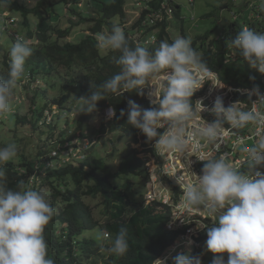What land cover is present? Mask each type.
<instances>
[{"label":"clouds","instance_id":"9594fccd","mask_svg":"<svg viewBox=\"0 0 264 264\" xmlns=\"http://www.w3.org/2000/svg\"><path fill=\"white\" fill-rule=\"evenodd\" d=\"M130 1L133 3V0H127L123 18L121 20H118L119 17L115 18L118 23L114 22L110 29L95 36L96 47L99 50L118 53L113 57V62L119 67V71L99 84H90L88 93L76 98L77 107L73 106L76 107L77 115L98 111V102L107 99L109 95L119 97L124 92L133 91L137 95H143L142 90L150 87L148 97L152 108L145 109L129 100L126 109H121L117 119L127 114V124L138 129L147 141L151 142L149 146L156 155L158 150L160 153L183 157V174L177 179V183L183 189L182 206L190 212L203 211L211 218L209 226L204 218L206 226L199 227L204 229L202 233L206 232L204 251L214 254L211 264H264V172L259 169L264 166V93L261 92L259 85L253 84L250 90L244 89L249 97H256L255 101L248 104L250 107L248 105L241 107L238 103L226 107L220 96L215 98L211 108L205 106L198 98L206 93L214 78L219 77L208 68L202 54L192 46L190 37L177 36L171 42L167 41L171 38L170 24L176 17L177 7L174 2L169 0L174 7L171 17L160 22L167 23V35L155 49L149 51L148 48L158 42L161 25L160 23L143 25L144 18L141 17L143 10L131 5ZM11 2L12 0H0V22L14 40L8 53L7 74L0 75V118L14 110L12 98L18 81L29 77L30 81L35 80V76L31 75L26 65L27 59L34 52L31 39L26 38L18 30H9V26L16 28L20 22L16 17L18 13L8 12ZM189 2L194 4V0ZM128 4L139 14L135 19L133 18L136 12L132 13L133 15L127 13ZM160 4L161 0H153L150 3L153 7ZM95 5L87 3L86 13L88 14L90 6ZM64 6L67 12L72 13L73 9L69 2ZM258 6L259 11L264 13V0H259V4L251 5V8L256 11ZM83 7L84 3L79 1L75 8L82 12ZM75 18L76 16H73L72 21ZM263 19L264 15L260 19H253V22ZM253 22H248V27H239L235 38L228 39L226 45L251 68L258 71L264 80V32L251 29L250 24ZM128 23L129 26L126 27ZM124 31H129L132 34L130 36H134L136 47L129 46ZM182 35H185L184 31ZM249 80L254 81L255 77L249 76ZM194 94L196 97L193 102L191 98ZM49 106L44 108L43 119L48 116L45 111L52 110ZM107 108L106 118L115 117V109ZM202 111L211 113L215 119L211 122L205 121L200 116ZM0 121L2 122V119ZM251 127L256 129L254 143L250 147L240 149L244 153V158L239 167L228 161L226 153L208 157L201 154L202 150L207 148L218 152L226 132ZM85 140L88 139L83 141ZM63 141L66 142L67 139ZM72 147L73 145H67V148ZM17 151L15 143L0 147V264H55V260L48 255L44 229L56 214V209L43 193L26 187L23 180H18L15 188L7 185L3 165L10 160L15 161L14 157H20V152ZM51 155H55V152L53 151ZM191 156L204 162L200 175L190 170ZM62 158L67 161L71 156L66 154ZM156 162L160 163L156 159L147 160L146 165L150 173ZM37 164L38 162L35 167ZM188 175H191V180H186ZM162 178L171 183L172 189L177 188L170 179ZM169 183L166 185L172 194ZM169 191L167 193L170 194ZM171 194V200L177 203L180 200L178 194L175 195L176 198ZM197 237L195 242L199 245L181 244V236L171 248L192 245L194 249H198L202 241L198 242ZM97 240L104 241L105 234L98 233ZM128 248V230L121 227L114 236L107 238V244L100 247V252L119 258L127 253ZM224 253H227V260ZM168 260L169 257L164 256L155 259L154 264H168ZM171 264H202L201 254L190 255L180 252L171 257Z\"/></svg>","mask_w":264,"mask_h":264},{"label":"trees","instance_id":"16d2710c","mask_svg":"<svg viewBox=\"0 0 264 264\" xmlns=\"http://www.w3.org/2000/svg\"><path fill=\"white\" fill-rule=\"evenodd\" d=\"M73 1L75 2V0H36L33 6H29L26 0H12L8 8L11 12L19 14L21 21L18 32L25 34L32 41L34 52L27 59L26 65L33 77L38 73H55V70L60 67H62V74L65 71L69 75H76L75 71L80 70L79 68L86 71L83 79L70 76V79L62 85L63 96L53 100L58 103L57 107L62 112L67 111L65 108L69 112L71 110L70 105L65 107L67 101L77 107L76 98L86 95L90 84H99L119 71V67L113 62V57L118 53L107 51L102 54L96 47L95 36L102 32L105 26L110 29L114 18L119 17L118 20H121L127 5V0H110L109 2L97 0L101 2L98 7L100 8L99 17L89 16L86 10L78 12L74 8L72 13L78 16V21L70 20L67 28L58 27L53 22L55 3L60 2L65 5ZM224 6L221 5L220 8ZM148 8L142 11L141 17L146 18ZM211 15L213 13L207 14V16ZM263 23L264 19L253 22L250 28L260 32L264 29ZM78 24L84 27H80L82 30L88 28L86 29L88 33L82 31V34L75 36L74 29ZM159 25L161 30L158 42L148 48L149 51L155 49L167 35V23ZM76 32H78L77 29ZM237 32L234 24H231L228 32L218 39L212 37L207 31L203 35L196 36L192 40V46L202 54L208 68L217 73L223 85L250 90L253 84H256L262 92L264 91L262 75L226 45V41L230 38L234 39ZM124 33L129 46L136 47L134 36L131 37L132 34L129 31ZM135 37L138 38V36ZM8 53L9 50L5 53L3 61L7 69ZM249 76L255 77V80L250 81ZM142 91L143 95H137L134 91L124 92L119 97L109 95L107 99L98 102V111L79 114L75 119L73 130L68 133V127L72 126H67L58 136L57 143H61L66 139L67 141L93 140L95 135H104L107 128L109 132L122 133L124 137L132 140V146L116 159L114 172L106 171L107 166L103 165V157L97 152L90 157L87 150L84 156L87 155L83 159L72 157L65 161L57 151L55 156L49 155L56 145L50 146L48 152L44 149L47 148L46 144L43 145L40 141L38 151L34 155L37 157V167L32 158L29 160L26 154L21 153L15 161L10 160L3 166L6 171L7 185L11 188L16 187L18 180H23L26 187L34 189L38 186L47 187L49 196L46 198L56 209V214L45 226L44 237L48 244V255L55 260V264H154V260L164 256L165 252L175 245L190 228V225L168 227L171 221V208L160 200L144 197L143 193L142 195L134 193L135 183L127 178L129 175H139L142 170L143 180L150 179V171L144 159L146 153H151L148 158L156 159L160 163L162 161L153 149L141 148V146L150 145L151 142L147 141L138 129L127 124V114L117 119L121 109H126L129 100L145 109L153 107L147 95L149 87ZM72 93H75L73 97ZM195 97L194 94L191 98L193 102ZM235 97L250 98L248 94L240 95L239 92ZM48 103L52 104L48 101L44 104L41 118L44 116V108L48 106ZM107 107H112L116 112V116L107 122V128L103 123L100 128L89 123L91 117L103 112ZM207 116L211 117V115ZM66 122L69 125V121ZM47 125L50 126L49 131H54L56 128L53 119ZM157 131L160 132L159 129ZM41 141H44V138ZM259 169L264 172V166ZM117 180H123V182L118 183ZM98 199L101 200L96 203ZM98 208L99 213L103 215L102 221L95 218ZM204 221L206 224L207 222L211 224L207 218ZM121 227H126L128 230L127 253L119 258L101 253L100 247L106 245L107 238L114 236ZM100 232L105 234L104 241L97 240ZM206 239V232H201L196 238L198 242ZM189 254L195 255L194 251ZM223 255L227 260V253ZM168 264H171V260H168Z\"/></svg>","mask_w":264,"mask_h":264},{"label":"rangeland","instance_id":"374dc122","mask_svg":"<svg viewBox=\"0 0 264 264\" xmlns=\"http://www.w3.org/2000/svg\"><path fill=\"white\" fill-rule=\"evenodd\" d=\"M26 1L29 6H33L36 3V0ZM79 1L84 3L85 7L82 8L83 12L86 10L87 3L96 4L94 7L90 6L87 12L89 16L95 15L93 16L95 18L100 16L99 11L97 10L100 4L97 2V0H75V2H70V7L74 9L77 2ZM103 1L109 2L110 0ZM172 1L174 2L177 9L176 17L172 20V23L169 27L171 38L167 39L168 42H171L177 36L190 37L193 40L194 37L205 34L207 31L212 37H220L221 35L224 36L228 32L231 24H236L235 30L237 31L238 28L242 27L244 22L249 18L250 13L253 12L251 5L259 4V0H194V4H191L189 0ZM129 3L133 5L132 1ZM221 5H225L224 8H220ZM54 8L55 12L53 14V22L56 21L54 24L60 28H66L75 14L67 12L68 10H65V6L60 2H56ZM8 12L11 13V11ZM127 13L129 15L134 13L133 19L139 16L137 10L133 6L128 7ZM209 13H213V15L207 16ZM16 17L20 19L19 14H16ZM181 17L183 20H181ZM31 21L33 22V20ZM73 21L77 22L78 16ZM112 22L118 23V20L114 18ZM16 26V28L15 26H9V30H20V22H18ZM128 26L129 23L126 27ZM80 27L84 28L82 25L78 24L76 28L78 32H76L75 29V36L82 34V31H86V29H88L85 28V30H82ZM181 27L183 28L185 35H182L183 31ZM122 28L125 29L124 26H122ZM107 29L109 28L104 27L103 31ZM260 32H264V29ZM70 38H68V40H70ZM12 44H14V40L7 34V30L4 28L3 23L0 22V75L2 76L6 75L8 71L3 62L4 55L11 48ZM101 52L102 54H105L107 51L101 50ZM61 68L62 67H60L58 70L56 69L55 73L51 74L38 73L35 75V80L30 81L29 77L28 79H21L18 81L12 98L14 110L5 117L0 118V120L2 119V122L0 121V147H3L8 143H15L18 149L17 152L26 154V158L29 160L32 158V161H34L35 164L37 162V157L34 155L36 154V151H38L39 141L40 143L42 142L43 145L46 144L45 147L47 148L44 149H46L48 152L50 151V146L54 147L56 145V148L52 149L49 155H51L53 151H57L58 153L60 152L59 155L61 156L68 154V156L70 155L71 158L73 157L75 159H83L87 155L85 154L84 156V153H86L88 150L87 153H90V157H92L93 153H99L101 157H103V165L107 166L106 171L114 172L116 170V159L120 155L124 154L132 146V140L124 137L122 133L108 131L107 122L112 120V118H106L105 111L107 112L108 108H106L103 112L96 113L89 120V123H92L96 128H100L101 124L103 123L105 128H107L104 135H95L93 140L88 139L89 142L88 140L82 141L74 139L68 141V143L67 141L63 143H57L58 136L60 135V132L63 128L65 129L66 126L71 125L72 127H68V133L73 130V126L76 123L75 119L78 117V115L75 111L76 107L73 106L74 104L70 103V101L66 102L65 107L70 105L71 112H69L67 108H65L67 111L62 112L56 107L58 106V103L53 100L57 97L63 96V94H61L62 85L65 81L70 79V76H75L76 79H83L86 75V71L83 70V68H79L80 70L75 71L76 75H69V73L65 71L64 74H62ZM149 91H151L150 87ZM74 95L75 93H72L71 96L73 97ZM47 101L52 103L49 106L52 108V110L50 112L46 110L45 113H47L48 116L43 119L41 118V112L43 110L44 104ZM52 119L54 120V124H56V128L54 131H49L50 126L47 124L51 123ZM67 120L69 121V125H67ZM43 138L44 141H41ZM68 144L70 146L73 145V147L67 148ZM136 147L138 148V145ZM141 148L147 149L150 148V146H141ZM141 148L139 147V149ZM150 156L151 153H146L144 159L147 161L149 160L148 157ZM13 159L15 160L17 158L14 157ZM151 171V180H143L141 175L144 172L142 170L140 171L139 175H129L127 178L135 183L133 191L134 193L138 195H142L143 193L145 194L144 197L162 200V196L164 197V195H167V189H163V187L167 188L166 183L169 182H166L165 180L161 182H155L154 178L159 177L160 171L154 165L152 166ZM117 182L121 183L123 180H117ZM169 186L174 193L175 191L172 189L171 183H169ZM36 189L43 193L46 197L49 196V193H47V187L38 186ZM176 197L177 196H175V198ZM100 200L101 199H98L96 203ZM99 210L100 209L98 208L95 218L102 221L103 215L99 213ZM207 218L210 219L208 220L211 223V218ZM192 224L194 225V228L191 230L197 231L199 230V227H201L197 220L192 219ZM204 242L205 240L202 241L198 249H194L192 245L181 246L178 249L171 248L165 252L164 256H168L169 260H171V257L180 252L189 254L194 251L195 255L201 254L202 264H211L214 254L204 251ZM205 255L209 256L206 257ZM98 262H100V260Z\"/></svg>","mask_w":264,"mask_h":264},{"label":"built area","instance_id":"2783aa9c","mask_svg":"<svg viewBox=\"0 0 264 264\" xmlns=\"http://www.w3.org/2000/svg\"><path fill=\"white\" fill-rule=\"evenodd\" d=\"M153 0H133V5L136 7L141 8V10H144L148 8V12L146 14V18L142 21L143 25H152L155 23H160L165 21L166 19L170 18L173 14L174 7L169 2V0H161V4L157 7H153L151 5H148V3H151ZM257 11V12H256ZM256 11H253L250 13L249 18L247 21L244 22L243 26L248 27V22H253V19H260L264 13H261L259 11V6L256 8ZM264 75V74H263ZM240 95H246L247 93L243 90L233 88L231 86L223 85L222 82L215 77L212 81L210 87H208V90L206 91L203 96L199 97L198 100H202L203 104L207 106L208 108H211L213 105V102L217 96H220L223 98L224 105L227 107L229 104L232 103H238L241 107L251 104V102L256 100L255 96H252L250 98L247 97H235L236 93ZM264 93V91H262ZM249 99V101L247 100ZM250 107V105H248ZM106 113V111H105ZM207 115H211V118L207 117ZM200 116L207 122H211L215 119V117L207 112L202 111L200 113ZM225 127H228L225 125ZM164 130L162 129V132ZM255 127L243 129V130H233L228 131L225 134L224 142L220 145L218 152H213L211 148H207L202 150V155L205 157L211 156V155H219L221 153H226L228 157V161L237 167L240 166L241 160L244 158V153L240 150L243 147H250L254 143L255 139ZM238 140L240 143H238ZM55 152V151H54ZM159 156L162 157L161 163H155V167H157L160 171L159 177L154 178L155 182H161L164 179L162 177H165L167 179H170L173 182V185L175 184L177 188L174 189V196L178 194L179 201L177 203L173 202L171 200V192L169 191V188L167 189V195L162 196L163 202L167 203L172 210V221L168 225V227H179L183 225H190V228L188 229L187 233L182 236V242L181 244H194L199 245L195 242V237L198 236L199 233L204 231V229L199 228V230L194 231L191 230L194 228V225L192 224V219L197 220L200 225L206 226L203 219L207 218L205 213L203 211H189L186 208L182 206L183 201V189L180 188L179 184L177 183V179L183 174L184 170V160L183 157L179 158L171 153L164 154L160 153L157 150ZM57 153L55 152V155ZM53 155V156H55ZM189 160L191 161L190 164V170L195 173L196 175L201 174V169L203 167L204 162L197 160L195 156L189 157ZM243 168L241 169V171ZM152 173V172H151ZM150 173V176H151ZM156 173V172H155ZM191 175L186 176V180H191ZM171 194V195H172ZM169 195V196H168Z\"/></svg>","mask_w":264,"mask_h":264}]
</instances>
